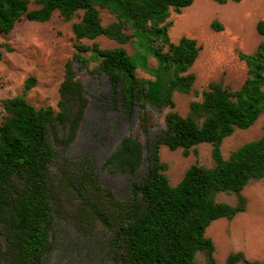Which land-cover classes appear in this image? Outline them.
<instances>
[{
	"label": "trees",
	"instance_id": "16d2710c",
	"mask_svg": "<svg viewBox=\"0 0 264 264\" xmlns=\"http://www.w3.org/2000/svg\"><path fill=\"white\" fill-rule=\"evenodd\" d=\"M218 5L228 1L211 0ZM194 0H0V33L9 34L25 17L30 22H48L58 12L71 21L76 41L104 36L125 45L139 43L145 56L156 61L150 69L153 80L136 76L138 67L121 47L101 49L76 44L66 61L58 87L56 108H36L22 96L2 101L0 123V264H44L54 250L56 221H62L83 237L108 236L95 248L106 253L111 264H216L215 246L205 236L216 220H232L246 210L243 190L264 179V131L257 140L245 143L224 159L223 140L237 129L250 128L264 111V21L256 24L263 37L254 53L239 54L248 71L240 88L231 91L220 82H209L201 102L189 103L183 117L173 111L174 92L188 94L195 75L189 73L200 47L182 37L170 42L166 22L170 9L180 14ZM98 8L106 9L115 21L103 27ZM212 29L221 30L213 22ZM132 30L131 35L123 32ZM160 40L159 45L155 42ZM2 47L10 51L7 45ZM89 53V56H84ZM1 57V55H0ZM91 62L96 65L90 67ZM93 76L107 77L110 95L99 103L113 110L122 108L130 118L137 108L136 129L123 136L108 154L102 169L109 176L131 177L129 192L120 197L103 187L90 155L64 159L56 150L71 147L79 134L88 92L77 68ZM147 67V65H146ZM28 78L25 89L35 87ZM149 108L169 112L164 129L147 145L142 136L156 121ZM212 147L210 167L190 166L176 186H171L159 159L161 146L181 149L183 157L200 144ZM146 170L135 174L143 164ZM219 194L233 195L235 205L218 202ZM203 254L204 263L196 259ZM264 264L249 261L242 252L230 253L224 264Z\"/></svg>",
	"mask_w": 264,
	"mask_h": 264
},
{
	"label": "rangeland",
	"instance_id": "374dc122",
	"mask_svg": "<svg viewBox=\"0 0 264 264\" xmlns=\"http://www.w3.org/2000/svg\"><path fill=\"white\" fill-rule=\"evenodd\" d=\"M29 1L28 10L36 9L32 0ZM98 12L103 27L116 20L106 9L98 8ZM81 15L82 11L71 21H65L55 12L45 23L30 22L22 17L9 34L0 33V123L4 115L2 101L7 98L22 96L36 108H56L64 64L75 53L76 44L91 46L96 43L101 49L121 47L138 67L136 76L153 80L149 71L156 68V61L149 55L145 56L135 39L125 45L104 36L92 41H76L71 26L80 21ZM259 21H264V0H242L239 3L228 1L224 5L211 0H194L180 14L170 9V16L166 20L172 22L167 31L170 42L177 44L180 38L187 37L194 39L200 47L197 59L188 70L195 75L192 91L188 94L173 93V111L185 117L189 112V103L202 101L201 93L209 82L222 81L231 91L240 88L247 77L248 68L239 59V54L254 53L263 40L256 32ZM213 22L221 30L212 29ZM123 32L131 35L133 31L125 29ZM159 42L157 40L155 45H159ZM3 45H7L10 51ZM84 56L88 57L89 53ZM94 65L96 62L90 63V67ZM77 71L83 79L90 104L75 143L65 151L57 149L56 155L64 159L90 155L101 185L117 196L125 197L129 192L131 177L109 176L102 169V164L121 138L136 129L137 108H133V114L128 118L122 113L121 107L113 110L107 105H101L99 98L110 95L107 77L103 74L89 75L81 67ZM28 78H35L36 83L35 87L26 90L24 83ZM149 110L157 125L142 136L147 145H151L156 135L164 129V117L169 112L168 108ZM263 131L264 111L250 128L237 129L223 140L220 147L222 157L226 159L232 151L245 143L257 140ZM211 150V145L204 143L192 149L188 157H183L181 149L170 151L161 146L159 159L167 166L164 174L169 184L176 186L192 165L210 167ZM145 170L144 163L135 178H139ZM242 194L247 200L245 213L238 214L232 220H216L205 231V236L214 243L216 264H224L226 257L234 252H242L249 261H264V179L249 184ZM216 200L229 205L236 204L233 195L219 194ZM56 229L54 250L47 256L44 264H111L105 251L95 248L96 245L103 244L108 236L83 237L60 220L56 221ZM196 259L199 263H204L203 254L198 253Z\"/></svg>",
	"mask_w": 264,
	"mask_h": 264
},
{
	"label": "crops",
	"instance_id": "0c3cea01",
	"mask_svg": "<svg viewBox=\"0 0 264 264\" xmlns=\"http://www.w3.org/2000/svg\"><path fill=\"white\" fill-rule=\"evenodd\" d=\"M245 211H246V210H245ZM243 213H245V212H243ZM240 214H242V213H240ZM237 215H238V214H237ZM237 215H236V216H237ZM236 216H235V217H236ZM223 219H224V218H223ZM212 242H213V241H212ZM213 244H214V243H213Z\"/></svg>",
	"mask_w": 264,
	"mask_h": 264
}]
</instances>
